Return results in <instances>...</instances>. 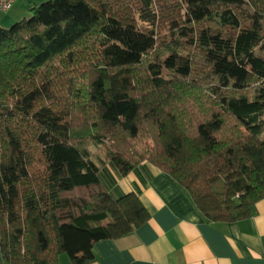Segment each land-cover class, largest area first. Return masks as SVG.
Instances as JSON below:
<instances>
[{"label": "trees", "instance_id": "trees-1", "mask_svg": "<svg viewBox=\"0 0 264 264\" xmlns=\"http://www.w3.org/2000/svg\"><path fill=\"white\" fill-rule=\"evenodd\" d=\"M0 26V264L96 260L151 215L144 162L210 223L264 199V0H46ZM93 148H98L99 155ZM100 156V157H98Z\"/></svg>", "mask_w": 264, "mask_h": 264}, {"label": "crops", "instance_id": "crops-1", "mask_svg": "<svg viewBox=\"0 0 264 264\" xmlns=\"http://www.w3.org/2000/svg\"><path fill=\"white\" fill-rule=\"evenodd\" d=\"M100 175L109 191L139 195L151 217L132 234L97 242L90 264H264V199L250 219L210 223L179 185L149 162L125 177L112 165Z\"/></svg>", "mask_w": 264, "mask_h": 264}, {"label": "rangeland", "instance_id": "rangeland-1", "mask_svg": "<svg viewBox=\"0 0 264 264\" xmlns=\"http://www.w3.org/2000/svg\"><path fill=\"white\" fill-rule=\"evenodd\" d=\"M46 0H16L15 4H13L11 10L8 13H0V17L4 18L1 22V26L4 28H10L12 25H14L16 22H20L23 19H28L31 17V5L32 4H37L40 5L44 3ZM28 12V13H27ZM25 16V17H24ZM17 19L18 21H9L12 19ZM22 18V19H21ZM20 19V20H19ZM94 153L99 155L101 152L100 156H103V152L99 151L98 148H93ZM98 156V157H100ZM59 264H71L69 256L67 254H63L60 257V263Z\"/></svg>", "mask_w": 264, "mask_h": 264}, {"label": "built area", "instance_id": "built-area-1", "mask_svg": "<svg viewBox=\"0 0 264 264\" xmlns=\"http://www.w3.org/2000/svg\"><path fill=\"white\" fill-rule=\"evenodd\" d=\"M15 0H0V13H8Z\"/></svg>", "mask_w": 264, "mask_h": 264}]
</instances>
